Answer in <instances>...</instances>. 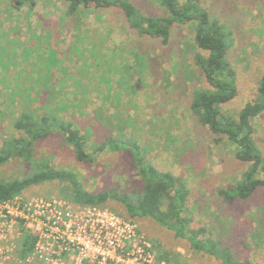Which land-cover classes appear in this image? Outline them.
Segmentation results:
<instances>
[{"label": "rangeland", "instance_id": "1", "mask_svg": "<svg viewBox=\"0 0 264 264\" xmlns=\"http://www.w3.org/2000/svg\"><path fill=\"white\" fill-rule=\"evenodd\" d=\"M19 1L0 0V149L24 134L16 128L23 113L73 121L90 135L89 152L109 139L137 145L146 162L186 183L184 214L192 229L206 228L239 261L264 264V187L235 204L219 194L235 186L251 164L239 161L226 139L216 143L191 112L195 90L208 87L195 63L197 53L207 55L195 45L196 22L173 25L164 45L160 38L138 35L119 8H81L70 17L64 0H24L23 6ZM131 2L145 16H170L154 0ZM199 6L232 30L227 56L238 94L223 109L237 115L258 98L264 76V0H199ZM253 126L264 159V112ZM124 149L109 147L96 162L84 163L60 134L51 133L35 144L34 160L76 173L89 192L133 191L141 181ZM37 164L11 158L0 165V180L25 178ZM67 187L55 181L20 195L69 202ZM104 208L131 219L121 203ZM133 221L160 260L166 255L172 264H223L152 218Z\"/></svg>", "mask_w": 264, "mask_h": 264}, {"label": "trees", "instance_id": "2", "mask_svg": "<svg viewBox=\"0 0 264 264\" xmlns=\"http://www.w3.org/2000/svg\"><path fill=\"white\" fill-rule=\"evenodd\" d=\"M68 3L67 15L76 16L81 8H119L122 10L129 26L140 36L160 38L164 45L170 40L171 28L175 24L196 22L195 45L207 55L197 53L195 63L208 83L207 88L195 90L191 103V112L202 126L215 135L216 143L226 139L234 148L235 157L244 163H250L249 169L235 186L220 189L219 194L230 204L246 201L255 191L264 187V159L254 141L253 120L264 112V76L258 98L249 102L237 114L223 109L237 94V73L228 60V42L232 30L214 20L210 14L199 6V0H154L165 8L170 16L155 18L145 16L131 0H64ZM24 0H20L23 6ZM15 8H19L14 4ZM32 9L33 6L30 5ZM16 128L23 131L19 138H13L0 149V165L11 158H20L25 162L34 160L35 144L51 133L60 134L65 143L71 147L78 161L94 163L97 154L110 148L124 147L133 157L141 185L133 191H124L120 187H111L99 192H89L84 188L77 174L56 169L44 159L37 164L33 174L22 179L0 180V200L22 194L25 190L45 183L59 181L68 184L64 190L66 199L75 208L96 206L104 208L110 201L124 205L131 219L149 217L161 226L168 228L178 238L188 239L193 250L217 258L223 264H253L252 261H239L228 246L207 235L206 228L192 229L191 219L184 212L190 191L184 181L171 172L160 171L145 161L137 145L109 139L101 149L89 152L88 132H82L73 121H64L56 116L44 114L35 117L23 113L16 122ZM123 218V217H122ZM33 238L26 234L20 240L23 257L32 251ZM168 261V256H162ZM166 261V262H167ZM179 264V263H176Z\"/></svg>", "mask_w": 264, "mask_h": 264}, {"label": "built area", "instance_id": "3", "mask_svg": "<svg viewBox=\"0 0 264 264\" xmlns=\"http://www.w3.org/2000/svg\"><path fill=\"white\" fill-rule=\"evenodd\" d=\"M32 251L23 257L20 240ZM0 264H169L138 226L96 206L16 195L0 200Z\"/></svg>", "mask_w": 264, "mask_h": 264}, {"label": "crops", "instance_id": "4", "mask_svg": "<svg viewBox=\"0 0 264 264\" xmlns=\"http://www.w3.org/2000/svg\"><path fill=\"white\" fill-rule=\"evenodd\" d=\"M167 261V260H166ZM168 262V261H167ZM171 263V262H170ZM172 264V263H171Z\"/></svg>", "mask_w": 264, "mask_h": 264}]
</instances>
